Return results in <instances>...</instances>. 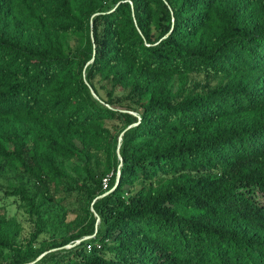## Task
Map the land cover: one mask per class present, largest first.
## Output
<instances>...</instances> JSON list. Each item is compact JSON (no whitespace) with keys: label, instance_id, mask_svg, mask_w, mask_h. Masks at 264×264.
Listing matches in <instances>:
<instances>
[{"label":"trees","instance_id":"trees-1","mask_svg":"<svg viewBox=\"0 0 264 264\" xmlns=\"http://www.w3.org/2000/svg\"><path fill=\"white\" fill-rule=\"evenodd\" d=\"M0 121L7 195H84L56 243L0 216V264H264V0H0Z\"/></svg>","mask_w":264,"mask_h":264},{"label":"rangeland","instance_id":"rangeland-1","mask_svg":"<svg viewBox=\"0 0 264 264\" xmlns=\"http://www.w3.org/2000/svg\"><path fill=\"white\" fill-rule=\"evenodd\" d=\"M110 5V4H109ZM69 41L73 47L78 45V41L74 36L69 37ZM205 76L202 73L191 74L188 78V84L194 82H205ZM217 79L211 78L210 83H215ZM113 107L120 110H125L130 106L129 101L124 98V90L117 88L114 95ZM106 105V104H105ZM4 123L0 121V125ZM108 126L111 128V124H120L117 121H108ZM120 135H118L117 140ZM118 141L117 147L114 152L109 154L108 160H105V156L99 162V166L102 169L106 164L111 167V169L116 166L120 167L118 162ZM116 155V161L115 157ZM94 162V160H93ZM77 162H70L61 160L58 161V166L62 168L66 173L69 174L74 180H81L83 177V172ZM94 166V165H93ZM16 181V176L13 170L8 171L0 177V216H4L7 223L17 225L19 228V233L14 238L15 242L24 244L32 232L35 231L36 221H43L42 231L37 235L34 240L35 246H39L42 243H47L49 241L58 242L60 238L65 236L70 230L69 223L75 218V215L82 213L84 206V195L78 191H73V184L71 180H65L57 178L53 180L51 184V192L53 194L52 199L46 200L45 203L38 205L36 211L32 212L28 206L22 201L19 196L7 195L5 190L7 186ZM29 182L28 184H30ZM127 187V186H126ZM101 229V226L98 225ZM93 236V235H91ZM68 247V246H66ZM57 253H62L59 248H53L44 251L40 257L47 259L54 257ZM9 251L6 249H0V261L8 259Z\"/></svg>","mask_w":264,"mask_h":264},{"label":"water","instance_id":"water-1","mask_svg":"<svg viewBox=\"0 0 264 264\" xmlns=\"http://www.w3.org/2000/svg\"><path fill=\"white\" fill-rule=\"evenodd\" d=\"M91 93L93 94V96L96 97L95 93H94L92 90H91ZM128 127H129V126H128ZM121 135H122V132H121V134H120V136H119V138H118V145H120ZM119 159L121 160V157H120V156H119ZM117 177H118V173H117ZM98 221H99V218L97 217L96 222H98ZM87 237H89V236H85L84 238H87ZM84 238H82V239H84ZM82 239H79V240H77V241H80V240H82ZM67 246H71V244H69V245H67ZM38 258H40V256L37 257V259H38Z\"/></svg>","mask_w":264,"mask_h":264},{"label":"built area","instance_id":"built-area-1","mask_svg":"<svg viewBox=\"0 0 264 264\" xmlns=\"http://www.w3.org/2000/svg\"><path fill=\"white\" fill-rule=\"evenodd\" d=\"M106 179H103V187H106ZM88 238V237H87ZM79 240V239H78ZM79 241H75V243H78ZM73 244H71V246H72ZM68 247H70V246H68ZM88 248H89V246H87Z\"/></svg>","mask_w":264,"mask_h":264}]
</instances>
